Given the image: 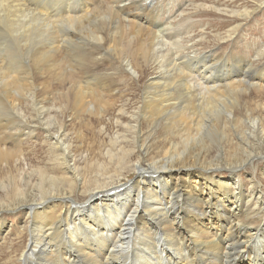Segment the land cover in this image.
Wrapping results in <instances>:
<instances>
[{"label":"bare ground","instance_id":"obj_1","mask_svg":"<svg viewBox=\"0 0 264 264\" xmlns=\"http://www.w3.org/2000/svg\"><path fill=\"white\" fill-rule=\"evenodd\" d=\"M29 2L0 0L1 47L10 48L6 59L0 55V198L9 196L0 199V240L14 224L7 225V215H16L22 225L13 237L27 243L17 264H264V191L252 174L244 193L233 173L264 158V116L236 115L250 88L264 96L263 79L247 84L230 75L221 84L208 64L211 54L181 46L177 35L170 39L174 54L168 38L164 44L148 27L119 16L155 0H107L108 7L74 18H53ZM145 68L156 75L140 106L127 112L121 102L115 120L108 118L125 136L112 137L102 162L82 175L86 156L79 160L66 143V113L104 119L125 95L119 78L138 83ZM105 71L118 78L107 84L97 75ZM140 115L151 123L163 118L162 141L155 130L142 134L141 124H132ZM138 128L132 151L143 154V166L124 162L131 155L126 134ZM37 130L47 147L44 165L24 158L23 141ZM104 165L112 176L102 178ZM125 172L136 173L134 182H125Z\"/></svg>","mask_w":264,"mask_h":264},{"label":"rangeland","instance_id":"obj_2","mask_svg":"<svg viewBox=\"0 0 264 264\" xmlns=\"http://www.w3.org/2000/svg\"><path fill=\"white\" fill-rule=\"evenodd\" d=\"M37 1L30 0L31 3L33 2L32 5L36 4L37 7L39 6V9L45 8L46 10L45 13L49 14L52 17L54 16L53 18L55 17L58 18V16L62 18H65L67 16L72 17L73 15H75L73 16V18L76 16L80 17L89 10H91L89 12H91L90 14H92L97 9H99V7L101 8V7L109 6L108 4H106L107 0H96V3H97V4L95 3L96 6L95 5L92 6L91 4H88L89 2L88 0H81V1L80 0H74V1L72 0H61V1L60 0H43L45 4L42 2V0L41 1L37 0ZM68 1H70L71 3L70 2L68 3ZM155 1H156L155 6L141 10V11H137V12H134L131 8L130 10L128 9L125 10L126 12L129 11L128 13H126L123 10L122 15H119L120 13L119 10L117 9L116 11L117 5L113 7L112 11L117 12L119 16L126 19V24L128 21L129 22L137 21V23L140 26L142 25L145 28L148 27L150 31L154 32L156 36H158L161 42L164 39V42L166 41L165 43H167V38H168V41L170 42L169 44L171 46V47L169 46L170 50H173L174 54L176 50L174 51L173 49L174 43L172 42L176 40L177 36H179V39L181 38L183 39L181 46L193 45L194 50H197L199 54H202L203 52L211 54L210 61L208 62V64L215 65L213 78L217 80L218 82H220L221 84L223 82L224 77L228 78L230 77V75H234L236 78L238 77L241 78V80H243V82L247 84L258 83L260 79H263L264 81V0H161V1L155 0ZM55 2L56 4L54 5ZM49 3L53 5L52 6L48 5ZM84 3L85 4L87 3V5H85ZM261 3L263 4L260 5ZM158 4H161V6ZM88 5L90 6V9H88L89 7L87 8ZM53 8H55V10ZM65 8L67 9L69 8V9L67 10ZM83 8H86V9L84 10ZM159 8H160V11H159ZM58 9L59 10L61 9V10L59 11ZM165 9H166V12H165ZM182 11H184V14H183L184 16L181 15ZM124 13L126 15H124ZM158 14L160 15V17H157ZM88 16L89 15H87V17ZM87 17H85L84 20H86ZM160 29L163 30V32H161L162 36H161V33L159 34L158 32V30ZM172 31L174 35L172 34ZM70 32L71 30L68 31L70 35L67 34V36L69 37H71ZM168 35L170 36L168 37ZM3 37L4 36L0 33V55L2 54V58L6 59L10 53V48L1 47ZM8 37L9 39L12 40L17 36H8ZM170 39L171 41L172 40L173 41L171 42ZM169 44L167 43V45ZM5 51H6V54H4ZM181 52H184V51L181 49ZM170 53H172V51ZM105 66L106 65H103V67ZM144 70L146 71H144V74L140 76L138 83L136 81L137 79L135 78H133L132 80H126L123 77L119 78V84L122 87L120 91H123L125 95L124 97L122 96L121 100L119 101V106L117 104L116 107L113 109L112 112H110L109 115L106 114L108 116L104 117V119L96 120L95 118L90 117L88 115L78 116L73 119L71 115V110H68V112L66 113L65 118H64V121L66 122L65 125L67 126L65 127L66 134H67L66 143L70 144V147L71 146L73 147V148L71 147L72 153L77 155V158L79 160L84 155L86 156V160H87L86 164L85 162L83 163V160L79 162V165H81V167H85V171H82L83 172L82 175L84 174L89 175L93 171V166H95L96 163L102 162L101 155H103V153L106 150L105 146L108 144L109 140L112 137L120 133V131L118 130L119 127L114 123V121H111L108 123V118L111 117L115 120V118L112 115H116L117 110L122 104L125 105L124 108L127 112H135L134 111L135 108L140 106V101H141L140 99L142 98V94L144 91V87L147 83V80L151 77H154V75H156V71H153L150 68H145ZM216 71L220 74H218ZM226 71H229L230 74L229 72H226ZM260 71H261V74L259 73ZM111 73H112L111 71H105L104 73L101 72L100 74H97V75H99L101 78L103 77V80H106V83L110 84L112 80H115V78H118L116 74L112 76ZM243 74H246V75L243 76ZM254 75H256L257 79L255 78ZM252 77L254 79H252ZM227 81H224V84ZM260 99H264V96L262 95L260 96L259 92L257 91L255 92L254 89L250 88L249 93L240 98V104H241L240 108L241 109H238L236 111V115L239 114L241 116L237 115V118L244 116L243 114H245L248 110L251 111V113L253 114V117L254 116L255 117L264 116L263 114L264 109L259 107V105H262ZM107 111H110V109ZM25 113L30 114L32 112L30 109H25ZM68 117L71 118L72 120L68 119ZM132 124H135L137 126L141 124L142 134H146V133H149L155 130L156 134L154 137L157 141H162L164 138L163 118H160L158 121L154 120L151 123L149 118L143 117V115H140L136 123H132ZM36 134L37 136L41 135V131L37 130L36 133L34 134V137L29 138V139L26 138V140L23 141V149L25 151L23 152L25 155L24 158L27 161L31 160L33 162H36L37 160L36 163H39L40 165H44L45 162L49 158L48 154L46 153L47 147L41 141L42 136H39L38 137L39 140H38L36 139L37 137ZM119 135L123 137L125 136V134H119ZM138 135H139V128L136 131L130 130L128 134H126L125 150L130 151L131 155L129 157H125L124 162L133 163L136 161H141L142 166H143L144 165L143 154L132 151V145L138 142V138H137ZM159 138H162V139H159ZM129 139H130V144H129ZM36 141H38V143H36ZM164 148L165 147H161L162 150ZM37 154H39L40 156ZM257 159L258 160L262 159V160L257 161L256 159H254L253 161L254 162L257 161V164L254 165L253 169H252V166H250V168L248 167L246 169L242 168L241 171L239 169L233 172L235 177L240 174V180L242 183V188H243L244 193H246L248 186L251 187L252 183L249 179L252 174L255 175V180L260 184L259 190L264 191V162H262L264 161V158H257ZM249 165L250 164H248V166ZM112 175H113L112 170L106 165H104L102 178H108ZM121 176H124L125 182L129 183V182H134L136 173L130 174V172H125ZM233 192L234 190L230 189V193H233ZM8 197L9 196L6 193V194H3L0 199L4 200V199H7ZM86 198H88L87 195L80 196V197H77L75 201L84 202ZM7 219H9V222L7 225H10L12 223L14 224L10 231H7V229H5V232H3L2 234V236L3 235L6 236L5 237L6 240L5 241L0 240V250L2 251L0 252V264H17L18 263L17 256L20 254V251H22L24 246L27 247V243L25 241H18L13 237L14 229L20 228L22 225V222L19 219H17L16 215L14 214H8ZM9 243L12 244L13 249H9L5 251L8 248L7 245ZM8 256H14V257L16 256V257L13 259V262H9ZM240 262L241 264H244V262L242 261Z\"/></svg>","mask_w":264,"mask_h":264}]
</instances>
